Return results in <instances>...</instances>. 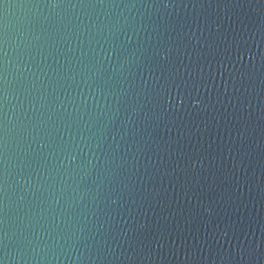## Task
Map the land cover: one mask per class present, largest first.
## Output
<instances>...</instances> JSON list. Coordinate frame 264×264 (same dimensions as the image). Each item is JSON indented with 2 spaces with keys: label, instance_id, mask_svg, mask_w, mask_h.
<instances>
[{
  "label": "water",
  "instance_id": "water-1",
  "mask_svg": "<svg viewBox=\"0 0 264 264\" xmlns=\"http://www.w3.org/2000/svg\"><path fill=\"white\" fill-rule=\"evenodd\" d=\"M0 264H264V0H0Z\"/></svg>",
  "mask_w": 264,
  "mask_h": 264
}]
</instances>
